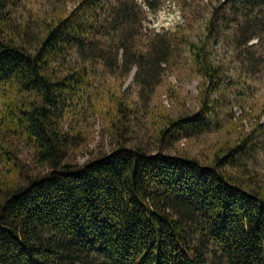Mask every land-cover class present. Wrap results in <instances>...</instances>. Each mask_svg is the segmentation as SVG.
Instances as JSON below:
<instances>
[{
  "label": "trees",
  "instance_id": "trees-1",
  "mask_svg": "<svg viewBox=\"0 0 264 264\" xmlns=\"http://www.w3.org/2000/svg\"><path fill=\"white\" fill-rule=\"evenodd\" d=\"M164 1L146 0L152 12ZM207 2L205 35L192 40L148 30L137 0H0V264H264V185L227 170L264 150V125L208 163L163 146L221 129L223 110L244 104L243 91L223 96L225 74L246 84L264 73V0ZM185 54L203 77L200 108L169 119L157 151L122 141L82 165L63 162L68 133L51 108L98 69L125 81L136 68L147 97ZM21 139L45 175L10 178L24 175Z\"/></svg>",
  "mask_w": 264,
  "mask_h": 264
},
{
  "label": "rangeland",
  "instance_id": "rangeland-1",
  "mask_svg": "<svg viewBox=\"0 0 264 264\" xmlns=\"http://www.w3.org/2000/svg\"><path fill=\"white\" fill-rule=\"evenodd\" d=\"M184 5L178 0L164 1L162 9L180 11L185 19L178 30L171 33L185 32L192 40L203 38L212 11L211 5L207 0H188V4ZM179 40L182 41L179 44L184 54L187 42L182 38ZM218 49L220 57L223 54L229 55L224 45H219ZM135 73L136 68L123 81L116 75L98 69L73 99L62 101L58 110L51 108L53 114L50 115L56 121L59 132L68 133L64 163L82 165L102 151H112L122 141L157 151L161 145L160 130L169 119L200 108L203 77L193 69L186 54L175 65L167 67L162 82L147 97H142L139 87L133 83ZM224 78L228 85L222 90L223 96L230 99L235 96V92L243 91L244 104L237 103L232 110H223L228 116H222L224 127L221 129L205 130L189 136L174 134L166 138L163 146L167 153L195 156L208 163L223 144L242 139L258 123L264 125V113L261 119H257L264 107V73L250 78L246 84L234 83L228 74ZM18 146L19 156L24 162L21 168L24 175L19 174L18 168L10 169L11 179L41 177L50 170L47 165L37 163L35 149L25 140L21 139ZM227 170L245 177L251 173L256 185H264V150L253 152L250 158H246L242 169L246 173L233 167H227Z\"/></svg>",
  "mask_w": 264,
  "mask_h": 264
},
{
  "label": "built area",
  "instance_id": "built-area-1",
  "mask_svg": "<svg viewBox=\"0 0 264 264\" xmlns=\"http://www.w3.org/2000/svg\"><path fill=\"white\" fill-rule=\"evenodd\" d=\"M146 10L149 11L148 18L145 25L150 30L156 33L171 32L185 21L180 11L169 12V10L162 7L156 12L150 11L146 0H137ZM184 19V20H183Z\"/></svg>",
  "mask_w": 264,
  "mask_h": 264
}]
</instances>
